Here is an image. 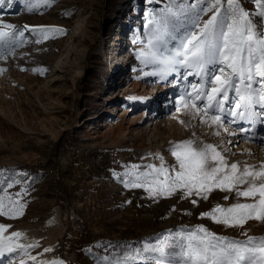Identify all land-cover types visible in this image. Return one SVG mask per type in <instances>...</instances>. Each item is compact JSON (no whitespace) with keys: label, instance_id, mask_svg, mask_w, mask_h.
Returning a JSON list of instances; mask_svg holds the SVG:
<instances>
[{"label":"rangeland","instance_id":"1","mask_svg":"<svg viewBox=\"0 0 264 264\" xmlns=\"http://www.w3.org/2000/svg\"><path fill=\"white\" fill-rule=\"evenodd\" d=\"M263 162L264 0H0V264H264Z\"/></svg>","mask_w":264,"mask_h":264},{"label":"bare ground","instance_id":"2","mask_svg":"<svg viewBox=\"0 0 264 264\" xmlns=\"http://www.w3.org/2000/svg\"><path fill=\"white\" fill-rule=\"evenodd\" d=\"M111 44H114V43H111ZM132 121V120H131ZM231 136H233V133L230 134ZM234 139L236 138V135L233 136ZM244 145L242 144V149H243ZM254 151L256 150V148H252ZM258 150H261V149H258ZM263 150V149H262ZM212 156H213V159L215 160L216 162V166L219 168V169H223V168H226L227 166H230L231 169H236L237 168V165H238V162L235 161L234 163H228V161L223 158V151H221L219 148H215L214 151L212 152ZM264 163V162H263ZM262 163V164H263ZM264 165V164H263ZM260 166L259 168H255L253 169L252 167H250V164H247L246 165V170L247 171H255V173H262L263 176H264V166Z\"/></svg>","mask_w":264,"mask_h":264},{"label":"built area","instance_id":"3","mask_svg":"<svg viewBox=\"0 0 264 264\" xmlns=\"http://www.w3.org/2000/svg\"><path fill=\"white\" fill-rule=\"evenodd\" d=\"M81 228V227H80Z\"/></svg>","mask_w":264,"mask_h":264}]
</instances>
